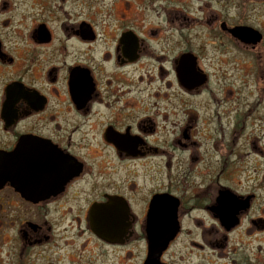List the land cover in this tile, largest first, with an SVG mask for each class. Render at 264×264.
<instances>
[{
    "label": "flooded vegetation",
    "instance_id": "flooded-vegetation-1",
    "mask_svg": "<svg viewBox=\"0 0 264 264\" xmlns=\"http://www.w3.org/2000/svg\"><path fill=\"white\" fill-rule=\"evenodd\" d=\"M263 99L264 0H0V264H264Z\"/></svg>",
    "mask_w": 264,
    "mask_h": 264
},
{
    "label": "rangeland",
    "instance_id": "rangeland-1",
    "mask_svg": "<svg viewBox=\"0 0 264 264\" xmlns=\"http://www.w3.org/2000/svg\"><path fill=\"white\" fill-rule=\"evenodd\" d=\"M214 67H215V65H214ZM207 68H209V70L211 69L212 71L214 69L212 66L211 67L207 66ZM136 73H138V72H136ZM169 81H170V79H167L166 82H169ZM219 84H221V86H218V83L213 81V83H211V85H210V88H213L215 92L219 91L220 88H222V87L226 88V86H222L223 82H219ZM156 86L158 89L157 83L152 84L151 89H155ZM161 86L163 87V84ZM167 90L168 91H166L165 93H166V95H168V98H170V100L168 99L169 102L167 103V109H168L167 113L174 114V117L167 119L168 124H172L170 122H176V121L182 120V118L185 120L186 114L184 113V111L186 109H188L189 107H191V109H193L194 111L197 112V115L200 117V121L203 120V118L211 119L212 121H217V119L215 118V115H216L215 114L216 113L215 107H217V102L208 103L204 97H198V98H193V99L190 98V99H187L188 101L184 100V105H182L183 108H181V106H180L181 104L179 102H173L174 99H172V97L174 96V90H171L170 88H168ZM217 95H219V94H217ZM220 97H221V100H225V98H223L222 96H220ZM237 104L238 105L242 104L241 101H239V99L235 100L233 103V105H237ZM262 105H263V107L260 106L258 109L255 110V112L247 114V118H248L246 120L247 121V127L250 126L251 122H254V123L261 122L259 125H262V124L264 125V99H263ZM213 107H214V109H213ZM235 115H236L235 113H231V117H230L229 121H234ZM168 126H172V125H168ZM251 128H252V126L249 127V131L251 130ZM169 132H171L170 128L165 131V133H167L168 135H169ZM180 157H183V156L181 154L176 153V160L179 159ZM262 162H263V170H264V160ZM140 251H141L140 249L135 250L136 260H138L140 255H141ZM180 251H181V246L178 243H175L171 247L170 252L168 254L169 257L171 258L170 259L171 264H179L178 255L180 254ZM132 264H137V263L135 261H133Z\"/></svg>",
    "mask_w": 264,
    "mask_h": 264
},
{
    "label": "water",
    "instance_id": "water-1",
    "mask_svg": "<svg viewBox=\"0 0 264 264\" xmlns=\"http://www.w3.org/2000/svg\"><path fill=\"white\" fill-rule=\"evenodd\" d=\"M149 228L151 229L148 238L149 251L144 264H161L160 257L173 240L174 235L176 234L175 228L174 226H169L168 229L170 230H168V232L161 231V226L159 225H151Z\"/></svg>",
    "mask_w": 264,
    "mask_h": 264
}]
</instances>
